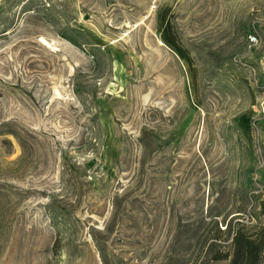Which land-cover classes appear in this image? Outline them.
I'll list each match as a JSON object with an SVG mask.
<instances>
[{"label":"rangeland","instance_id":"374dc122","mask_svg":"<svg viewBox=\"0 0 264 264\" xmlns=\"http://www.w3.org/2000/svg\"><path fill=\"white\" fill-rule=\"evenodd\" d=\"M263 204L264 0H0V264H230Z\"/></svg>","mask_w":264,"mask_h":264},{"label":"trees","instance_id":"16d2710c","mask_svg":"<svg viewBox=\"0 0 264 264\" xmlns=\"http://www.w3.org/2000/svg\"><path fill=\"white\" fill-rule=\"evenodd\" d=\"M264 216V204L262 205ZM233 237V254L230 264H262L264 253V229L257 234L249 236L243 229L233 230L230 228Z\"/></svg>","mask_w":264,"mask_h":264},{"label":"built area","instance_id":"2783aa9c","mask_svg":"<svg viewBox=\"0 0 264 264\" xmlns=\"http://www.w3.org/2000/svg\"><path fill=\"white\" fill-rule=\"evenodd\" d=\"M250 45H255L258 42V39L255 35H251L249 38Z\"/></svg>","mask_w":264,"mask_h":264}]
</instances>
